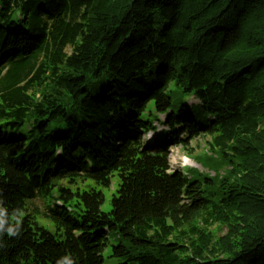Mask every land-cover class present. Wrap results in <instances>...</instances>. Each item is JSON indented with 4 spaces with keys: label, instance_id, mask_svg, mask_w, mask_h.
Listing matches in <instances>:
<instances>
[{
    "label": "trees",
    "instance_id": "1",
    "mask_svg": "<svg viewBox=\"0 0 264 264\" xmlns=\"http://www.w3.org/2000/svg\"><path fill=\"white\" fill-rule=\"evenodd\" d=\"M114 177L104 212L89 182ZM110 240L119 264H264V0H0V264Z\"/></svg>",
    "mask_w": 264,
    "mask_h": 264
},
{
    "label": "rangeland",
    "instance_id": "2",
    "mask_svg": "<svg viewBox=\"0 0 264 264\" xmlns=\"http://www.w3.org/2000/svg\"><path fill=\"white\" fill-rule=\"evenodd\" d=\"M189 103H197V100L194 97H191L189 99ZM158 116V115H157ZM159 119L160 117L162 118V115L158 116ZM156 123H154L155 126ZM24 130V129H23ZM157 136V133H156ZM154 135L150 138L152 139ZM141 138L143 140H146L147 135H142ZM157 138V137H156ZM207 138L205 137H197L189 142V148L193 149V154L199 153L205 149L204 143L206 142ZM146 142V141H145ZM186 151L183 150L180 146H170L167 149V160L169 163V168L171 170H181L184 168H197L201 171L207 172V168L203 169L201 164L197 163L194 159L188 158L186 156ZM210 175H212V172H209ZM117 182L116 178H113L112 185L109 188H103L99 187L94 184V182H89L90 185L95 186L96 189H100L104 193V202L101 205V209L104 212L110 211L111 209V204H110V199L111 195L114 193V187L113 185ZM45 203L49 201V199H42ZM39 198H35L32 200V204L39 211H43L45 208V204ZM26 212H22L21 216H23ZM37 221L44 225L46 228H48L51 232H55V223L49 218L44 217L42 214L37 213L36 215ZM218 235L224 233V228H222L220 231L218 230ZM116 244L114 240H110L108 245L104 248L102 255H103V262L102 264H119L120 262L114 258H110V253H111V246Z\"/></svg>",
    "mask_w": 264,
    "mask_h": 264
},
{
    "label": "bare ground",
    "instance_id": "3",
    "mask_svg": "<svg viewBox=\"0 0 264 264\" xmlns=\"http://www.w3.org/2000/svg\"><path fill=\"white\" fill-rule=\"evenodd\" d=\"M154 123H156V122H154ZM154 123H153V125H154ZM155 125H156V126H158V124H157V123H156ZM151 137H152V136H151ZM151 137H150V138H151ZM153 138H154V137H153ZM153 138H152V139H153Z\"/></svg>",
    "mask_w": 264,
    "mask_h": 264
}]
</instances>
